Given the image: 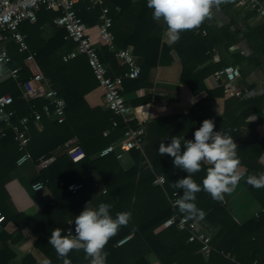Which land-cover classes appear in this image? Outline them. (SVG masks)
I'll return each instance as SVG.
<instances>
[{"label": "trees", "instance_id": "16d2710c", "mask_svg": "<svg viewBox=\"0 0 264 264\" xmlns=\"http://www.w3.org/2000/svg\"><path fill=\"white\" fill-rule=\"evenodd\" d=\"M130 2L131 0H104L103 5L110 9V14L114 19L113 27L116 17L112 12L119 6L122 13ZM139 4L142 11L137 32L128 39L127 43L135 46L134 52L140 57L142 74V69L148 68L152 63H157L159 51L155 48L145 47L142 44L144 38L152 33L156 23L152 18V10L147 7V0H139ZM76 8L79 16L89 26L99 19L101 5L92 7L89 2L82 1L77 4ZM57 15L59 13L42 8L38 12L37 22H26L21 26V30L28 34V43L31 50L36 53L33 60H27L26 55L19 52L14 42L7 44V50L12 56L10 67H19L20 71L16 80L12 78L4 81L0 80V96L10 94L13 97L14 102L11 109L16 112L17 117L30 115L34 109L42 110L46 100H27L23 95L20 83L27 81L38 73H44L53 86L57 88L60 96L66 101V119L64 122L59 123L53 118L43 116L41 123L45 126V132L49 130L51 131L50 134L56 133L68 138H77L79 145L85 152V156L74 162L65 152L63 155L58 156L47 168L41 169L38 180L44 182L51 190L55 198V204L32 217L19 213L17 215L18 218H21V222L18 223L19 232L17 237H12V240L17 241L18 238L29 237L33 240L35 246L48 257L47 264H63V259L58 258L55 249L48 243L51 231L59 228L62 230V234H68L70 214L77 209L80 211L84 209L92 199L91 194L97 188L95 183H98L100 190L106 189L107 191L105 195L101 190L100 193L102 194L99 195L98 204L100 202L112 204L111 211L113 215L123 211H129L132 214L128 225L121 227L125 229L124 233L112 242V251L106 244L107 264H157L153 250L146 239L174 213L168 196L173 194V181L175 178L172 174L167 173V184L165 181L162 186L155 185L154 181L156 174L163 171L167 172V169L173 165L172 159L155 167V175L152 173L143 176L141 174L147 164L138 150L133 153L136 165L127 171L122 168L115 154L99 155L101 150L124 136L126 125L120 117H116L110 110H103L98 107L92 108L88 104L85 95L98 85V81L86 56H79L67 62L63 60V57L75 47L73 41L65 38V29L62 27L57 28L56 36L48 42L41 38L44 22L49 16H52L53 19ZM252 15L254 14L251 12L246 14L241 25L237 18L230 17L221 27H211L209 18L203 22L202 26L182 32L184 40L179 47L184 66L182 83L188 84L196 93L200 89L199 84L202 83L205 77L224 66L239 64L243 61H247L252 66V70L256 69L264 73V23L251 24L249 19ZM203 29L207 30L206 37L202 36ZM241 41L245 42L246 47L250 48L251 54H235L232 55L233 60L225 57L220 58L216 64H210L213 61L210 50L214 46L224 43L226 51L230 53V46ZM199 44H201V48ZM105 51L107 60L102 50H100V55L108 68L109 60H115L118 63L114 52L109 47L105 48ZM191 63H198L199 67H206L201 73L195 75L189 68ZM239 65L241 66V64ZM120 67L126 70L120 74H113L109 68V74L124 75L127 68ZM1 69L2 65L0 64V71ZM242 72L244 73L243 68ZM140 76L136 79H125V82L137 80ZM247 76L248 74H243L244 79ZM210 94H224V88L221 87L216 92L211 91ZM232 97H234V100L231 103H236L245 115L258 112L260 123L264 122V94L243 100L236 96ZM182 118L175 117L174 119L178 121ZM114 120L119 122L117 127L113 126ZM188 121L190 127H198L191 118H188ZM35 126L33 123L31 124L30 133L32 131L33 137L39 139L45 132L39 133ZM235 127L238 128V125L232 124L230 130L228 129L226 132L233 137L238 146V153L246 144V141L240 137L237 131H234ZM182 129L181 125L180 127L177 125L168 135L169 142L173 136L192 139L190 135L184 134ZM107 131L108 134H105ZM257 138L258 134L253 131L251 139L255 141ZM255 150L259 155V160L251 171H244L241 174L244 178L248 175L260 174L264 170V140L255 147ZM21 155L22 152L11 134L6 137L0 136V166L7 169L14 167ZM206 168V165L203 166L201 171L193 175V179L197 183L202 184V180L206 175ZM184 173L187 175L186 172ZM244 178L241 181L264 205V188H253L245 182ZM73 182L83 183V187L76 193L69 191L67 188V185ZM170 189L171 191H169ZM182 194V190H179L177 198L179 199ZM196 197L197 207L204 211L205 217L214 226L219 225L220 227L214 232L213 250L209 259L201 254L202 245L200 242L188 241L186 232L179 230L176 226H168L162 230L158 235L160 245L170 244L179 236L187 242L185 245L175 247L171 251V256L177 264H264V212L259 217L240 225L235 222L222 202L214 200L208 192L202 190L196 194ZM176 212L180 216H188L179 213L178 208H176ZM5 216L7 220L8 217L6 214ZM74 229L75 225L73 223V234ZM68 258L71 260V264H90L83 250L74 249L70 251ZM24 263L37 264L31 256H28Z\"/></svg>", "mask_w": 264, "mask_h": 264}, {"label": "crops", "instance_id": "0c3cea01", "mask_svg": "<svg viewBox=\"0 0 264 264\" xmlns=\"http://www.w3.org/2000/svg\"><path fill=\"white\" fill-rule=\"evenodd\" d=\"M141 11L142 7L139 4V0H131L126 10L122 11V13L119 6L112 12L114 17H116L113 33L117 47L126 48L132 46L135 49L133 44L127 42L137 32ZM54 13L60 14L59 11H54ZM248 13L237 5L236 0H228L221 8L213 9L209 25L211 27H221L218 23L222 22L224 25L230 17L237 18L242 24L244 17ZM55 18L52 19V16H49L42 25L41 38L45 42L53 39L57 34L56 31L59 26L55 24ZM254 18V15H252L251 19H249L251 24H256ZM99 20L100 16L96 23L90 26L86 24L92 29ZM153 21L156 23V27L152 29L153 31L150 35L144 38L142 44L145 47L158 49V61L156 64L152 63L148 68L142 69L139 79L128 80L123 87V94L131 113L127 118V124L125 119L121 118V120L125 123L126 127L129 125L135 128L140 126H144L145 128L143 147L138 151L141 157L144 158L147 167L141 175L147 176L152 173L155 175V167L171 161L172 157L170 156H160L158 148L162 141L166 144L169 143L168 135L177 125L183 127L182 131L184 134L190 135L193 138L194 131L201 126L205 119H213L216 125L214 130H221L226 134V130L232 124L238 125V128L235 127L234 131H237L240 137L246 141L241 151L238 152L240 160L238 171L241 174L244 171H251L259 160L255 147L264 140V122L260 123L258 112L245 115L236 103H231L234 97L227 95L225 91L224 94H210L211 91L216 92L221 88L219 83L213 78V73L203 79L202 83L198 86L200 89L196 93L193 92V89L188 84L182 83L184 66L179 47L184 40L183 34H180L178 41L173 42L167 33L166 25L163 22ZM25 33L27 34V32ZM202 36L206 37V35ZM99 44L107 60L105 48L109 46L102 40H99ZM199 47L201 48V44H199ZM214 48H216L221 59L226 57L229 60H233L232 55L244 53L245 48L250 49L246 47L243 41L233 43L230 46V53L226 51L224 43H219ZM136 56L141 67L140 57L137 54ZM216 63L213 60L210 64ZM239 64L243 68V74H248L246 79H242V83H248L247 86L250 87L252 83L257 85V80L255 81L251 77L253 72H257V78L264 77L263 72L256 69L252 70V66L247 61ZM108 65L113 74H120L126 70L120 67L115 60H109ZM205 67H199L198 63H191L189 66L195 75L201 73ZM16 68L20 69L19 67ZM85 98L92 108L98 107L107 110L103 101V92L99 85L88 91ZM175 117L183 118L177 121L174 119ZM188 118H191L198 127H190ZM35 129L39 133L45 132L43 123L41 124V129L37 126H35ZM253 131L258 134V138L255 141L251 139ZM50 133L51 131L48 130L39 139H35L31 131L27 147V152L31 156L30 161L21 166L16 164L14 167L8 169L0 166V212H3L8 217L0 227V264H25V259L28 256H31L37 264L48 263V257L35 246L32 239L24 236L18 238L17 241H13L12 237H17V233L19 232L18 223L19 221L21 222V218L17 216L19 213L32 217L43 209L55 204V198L48 187L39 192L34 191L31 187L33 183L40 181L38 177L41 169L36 165L39 158L58 153L59 149L68 140L72 139L64 135ZM130 141L131 139L123 136L112 144L116 147V151L113 154L116 155L122 168L126 171L136 165L133 153L137 149L129 146ZM61 155L63 153L58 156ZM167 170L169 172L163 171L156 174L155 185H157L156 179L158 176H164L167 184V173L172 174L175 178L174 184L177 179L186 176L182 170L173 165ZM95 187L97 188L91 194L92 199L90 201V206L93 207L98 204L99 195L105 194L103 189H101L102 193H100V187L96 185ZM173 188V193L179 192L174 186ZM222 204L231 213L235 222L240 225L259 217L264 212V205L248 190L241 180L232 193L225 195ZM80 212L79 209L73 211L68 218V222L72 221ZM195 220L207 225L209 230L213 232L220 227L219 225L214 226L205 216L203 219L195 218ZM165 228L167 226L163 224L155 229L146 241L153 250L157 264H177L171 256V251L175 247L185 245L187 242L183 237L179 236L170 244L160 245L158 243V235ZM124 231V228H120L117 234L108 241L107 246L111 251L112 242L121 236Z\"/></svg>", "mask_w": 264, "mask_h": 264}, {"label": "built area", "instance_id": "2783aa9c", "mask_svg": "<svg viewBox=\"0 0 264 264\" xmlns=\"http://www.w3.org/2000/svg\"><path fill=\"white\" fill-rule=\"evenodd\" d=\"M82 1L89 2L92 7L101 5L100 20L92 29L78 14L76 6ZM103 2L104 0H0V64L2 65L0 80L4 81L9 78L16 80L19 76L20 69L10 67L12 56L6 47L9 42H14L19 52L26 55L27 60L35 58L36 53L31 50L28 35L21 30V26L26 22H37L38 12L42 8L59 11L60 14L54 19V22L57 26L65 29V38L75 43L74 49L65 55L63 60L67 62L79 56H86L103 92L106 109L110 110L116 117L125 119L127 124V118L131 112L123 94L124 82L128 78H138L141 74V67L132 46L126 48L116 46L112 30L114 19L110 14V9L104 6ZM237 5L243 11L253 13L256 23H264V0H237ZM218 24L219 26L223 25L222 22ZM202 34L207 35V30L203 29ZM99 40L106 42L109 49L114 52L119 65L127 68L124 75L109 74V68L100 55ZM210 53L214 61L218 62L220 60L216 48L210 50ZM244 53L248 55L252 51L245 48ZM212 76L229 96H236L243 100L264 94V77L257 78V72H253L251 77L253 80H257V85L254 84L255 86L251 88L247 86L248 83H242L243 72L240 65L229 64L217 69ZM20 87L27 100L44 99L46 103L43 105L42 110L34 109L30 115L17 117L16 112L11 109L14 102L13 97L10 94L0 96V122L2 124L0 136L6 137L11 134L18 144L19 150L22 152L17 161L18 166L31 160L27 147L32 123L41 129L43 116L53 118L59 123L64 122L66 119V101L60 96L57 88L53 86L44 73H38L27 81L21 82ZM118 125L119 122L114 120L113 126L117 127ZM105 134H108V131ZM124 137L131 139L129 144L131 148L141 150L145 128L144 126L135 128L127 125ZM115 151V145H110L101 150L99 155L106 156ZM65 152L72 160H79L85 156L77 138H72L59 149L58 153L39 158L36 165L39 169L47 168L56 160L59 154ZM262 173H264V170ZM165 181L164 176H158L156 184L162 186ZM95 185L98 186V183H95ZM31 187L34 191L39 192L47 186L44 182L38 181L33 183ZM82 187L83 183L81 182H73L67 185L68 190L73 193H76ZM103 192L106 193V189H103ZM168 199L174 213L164 224L167 227L176 226L179 230L186 232L189 242H200L202 245L201 254L209 259L213 250L214 232L210 231L207 225L188 216H180L176 212V207L173 205L178 199L177 192L173 193L172 196H168ZM5 221V214L0 212V227ZM68 225L67 233H70L71 230L73 231V223L70 224L69 221Z\"/></svg>", "mask_w": 264, "mask_h": 264}, {"label": "clouds", "instance_id": "9594fccd", "mask_svg": "<svg viewBox=\"0 0 264 264\" xmlns=\"http://www.w3.org/2000/svg\"><path fill=\"white\" fill-rule=\"evenodd\" d=\"M228 0H147L152 10V18L166 25L167 33L173 42L180 39L186 30L198 28L211 18L213 9H219ZM213 119H205L193 133L192 139L173 136L169 143L159 144L160 156L172 157L174 167L187 173L175 181L176 189L182 190V196L174 202L179 213L191 218L203 219L205 213L195 203L196 194L208 192L214 200L223 202L226 194L232 193L242 177L238 171L240 160L237 144L232 136L214 130ZM207 166L206 175L201 183L193 175ZM245 182L253 188H264V173L248 175ZM106 195V193H105ZM113 205L100 202L97 206L86 204L79 215L75 216L74 234H62L59 228L53 229L48 243L55 249L63 264H71L68 253L83 250L90 264H107L108 253L105 246L117 234L121 227L127 226L132 218L129 211L112 214Z\"/></svg>", "mask_w": 264, "mask_h": 264}, {"label": "water", "instance_id": "95a60500", "mask_svg": "<svg viewBox=\"0 0 264 264\" xmlns=\"http://www.w3.org/2000/svg\"><path fill=\"white\" fill-rule=\"evenodd\" d=\"M250 87H251V88L254 87V84H252Z\"/></svg>", "mask_w": 264, "mask_h": 264}]
</instances>
